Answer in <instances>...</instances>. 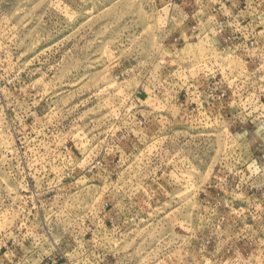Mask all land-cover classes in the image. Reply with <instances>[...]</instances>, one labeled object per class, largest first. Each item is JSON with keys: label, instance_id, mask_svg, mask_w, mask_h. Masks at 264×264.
<instances>
[{"label": "rangeland", "instance_id": "rangeland-1", "mask_svg": "<svg viewBox=\"0 0 264 264\" xmlns=\"http://www.w3.org/2000/svg\"><path fill=\"white\" fill-rule=\"evenodd\" d=\"M0 264H264V0H0Z\"/></svg>", "mask_w": 264, "mask_h": 264}]
</instances>
